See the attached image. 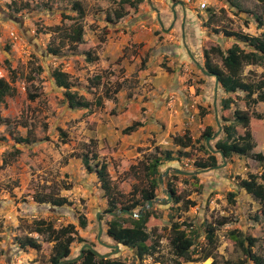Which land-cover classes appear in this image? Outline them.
I'll use <instances>...</instances> for the list:
<instances>
[{"label":"rangeland","instance_id":"obj_1","mask_svg":"<svg viewBox=\"0 0 264 264\" xmlns=\"http://www.w3.org/2000/svg\"><path fill=\"white\" fill-rule=\"evenodd\" d=\"M73 1L0 0V77H4L15 89L12 95L0 101V117L6 119V124H0V264H50L53 241L45 234L33 231L37 220L48 221L55 228L72 223L79 235L92 243L97 251L104 253L111 250L101 242L116 243L105 232L112 215L105 213L107 198L94 171L90 172L83 164V153L91 155L90 151L96 152L99 161L108 163L115 190L123 194V201L129 202L140 197V193L134 192L133 188L147 185L140 163L153 152L155 145L171 149L177 155L180 148L174 144L173 137L182 134L184 128L193 137H199L207 124L216 131L220 129L216 137L209 140L210 147L217 138L223 137L222 127L219 128L217 122L220 101L228 94L220 86L215 90V85L210 82L207 93L195 89L199 99L192 107L179 99L174 89L153 91V83L149 79L157 74L159 67L174 73L176 62L171 65L167 59L157 57L149 60V54L143 56L140 46L125 45L124 41L130 43V40L126 25L121 24L129 18L128 12L121 19H106V13H112L118 7L117 0H78L85 9V15L79 19L84 28V42L76 50L65 44L59 54L49 52L47 46L57 45L60 38L57 34L59 28L55 27L60 26L62 30L68 25L61 15H76L71 10ZM232 1L240 9L262 13V6L257 0ZM146 4L161 6L152 0H146ZM229 5L227 0L207 1V7L217 15L215 26L243 30L252 35L261 33L263 29L257 28L251 14H241L242 17L234 15L229 8H235ZM124 7L127 11L131 9L127 4ZM16 8L21 10L16 11ZM174 13L181 21L179 36L185 37L194 63L201 62L203 48L197 32L198 29L203 30L201 20L191 4H177L172 12L173 18ZM203 15H208L205 9ZM187 23H192V28L187 27ZM206 29L212 35L211 39L207 38L206 46L219 45L224 50L230 46L232 41ZM87 49L92 50L98 59L92 62L86 60L84 51ZM143 57L146 61L141 67ZM212 59L221 64L218 55H213ZM37 65L41 67L40 72L35 69ZM56 67L69 74L75 85L73 90L92 102L102 97V105L93 104L88 109L70 108L63 88L56 86L52 77ZM8 68L14 70V79H11ZM32 70L37 72L32 74L35 79L30 84L26 77ZM147 71L149 73L145 74ZM263 74L264 68L257 64L245 65L242 71L244 80L249 82H256ZM95 75L101 78L97 79ZM117 84L121 88L114 93ZM106 87L111 90L110 98L104 97ZM34 92L38 93V97L30 100L28 93ZM204 94L207 95L204 97ZM235 97L230 111L237 107L250 113L252 140L264 152V119L257 120L252 116V113H264V102L246 105L242 92H237ZM179 106L183 108L179 110ZM201 111L205 112L204 116L200 115ZM135 120L143 124L124 133L123 129ZM28 129L36 138L34 142L16 143L10 135L24 136ZM244 131L241 125L236 126L237 134ZM2 136L4 139H1ZM15 147L20 153H13ZM179 156V160L169 161L161 169L176 167L184 171H198L196 179L190 174H178L172 178L169 171L163 181L171 182L177 193L195 204L185 208L181 202L159 200L149 208L155 217L148 226V229L154 227L156 234L160 235L158 252L154 257L146 256L140 260L133 248L118 244V251L109 257L112 264L118 261L126 264H253L244 260V254L230 235L234 229L257 239L253 250L264 256L262 204L238 186V177L246 178L250 173L260 175L264 171L263 164L251 153L232 154L224 158V162L219 157L218 165L221 166L218 168L199 170L193 165V160L205 156L202 152L192 150L188 158ZM90 163L94 164V160ZM258 181L262 182V179ZM163 188L165 186L156 190L159 199L167 198L168 191H163ZM228 191L236 193L233 200L227 197ZM35 193L65 196L72 204L57 207L38 203L32 197ZM98 213L102 216L100 222ZM254 215L258 216V220ZM80 216L86 220L84 227L79 224ZM222 217H227L228 223L216 226V220ZM174 221L193 223L192 227H186L188 234L197 237L199 248L192 255V261L177 260L172 253L169 238L170 224ZM207 225L216 227L213 248L205 237ZM100 227L102 233L97 238ZM26 235L35 237L41 248H20L18 238ZM81 246L76 240L71 244V257L79 254ZM207 249H212V256L202 260V252Z\"/></svg>","mask_w":264,"mask_h":264},{"label":"trees","instance_id":"obj_2","mask_svg":"<svg viewBox=\"0 0 264 264\" xmlns=\"http://www.w3.org/2000/svg\"><path fill=\"white\" fill-rule=\"evenodd\" d=\"M142 1L143 0H117L116 3L118 7L114 8L112 13H106V19L108 21H112V18L121 19L128 12L124 7L126 4L136 11L138 9V4ZM173 1L175 2V0ZM227 1L236 9L235 15L242 17L241 14H251L257 28H262L263 30L259 35H252L243 30L231 29L225 26L219 27L210 24L208 25V28L215 35H220L227 39H232L233 41L231 46L225 51H223L218 45H212L203 51L204 59L201 64L203 72L211 76H217L218 86L221 87L224 93L228 94V96L222 97L220 101L221 107L217 122L218 127H222L223 137L217 138L214 141L213 148L211 147V149L208 147L206 143L207 137L212 136L216 132V129L211 125L205 126L199 137L196 138L193 137L190 134V131L186 128H184L182 134L175 135L173 137V142L180 148L177 151V155H174L175 152L171 149H161L160 146L155 145L153 147V152L148 154L146 160L141 161L140 163V170L146 177L147 185L142 188H133L134 192L140 193V197L132 199L129 202L123 201V194L118 193L115 190L108 171V163L106 161H99L97 153L93 151H90L91 155L87 152L81 155L82 162L87 170L90 172L94 171L96 174L100 187L107 198L105 212L115 211L122 208H128L131 210L138 208V210L142 212L141 216H132L126 213L112 215L110 220L107 221L105 231L106 235L114 242L133 248L136 257L140 260L146 256L154 257L160 247V235L156 234L154 227L148 229L151 222L150 220L155 216L151 209L142 210L143 204L148 200L159 198L156 192L157 188L165 186L162 190L165 192L167 190V193L171 194V201L174 203L181 202L185 208L195 204L194 201L177 193L171 182L162 181L161 184L159 176L163 172L161 169L163 164L169 161L179 160V155L188 158L191 155V151L194 150L200 151L205 155L193 160V165L199 170L211 169L217 166L219 157L222 158L220 152L224 153L225 158H229L232 154L244 155L251 153L253 157L264 166V152L252 140V135L249 131L251 121L250 113L247 110H242L237 107L230 111L231 105L234 102L233 99L237 96V92L243 93L246 105L264 102V74L256 82L246 81L242 75L245 65L257 64L264 68V0H257L262 6V13L260 14L240 9L232 0ZM18 10L21 9L16 8V11ZM71 10L75 11L76 15H61L64 22L68 23L67 27L65 26L62 30L60 26L55 27L59 28L57 30V34H60L59 42L57 45L50 44L47 46V50L53 54H59L65 44L73 50H76L80 43L84 42V28L79 19L85 15V9L80 1L75 0L71 4ZM205 10L208 12L209 18L211 17L214 19V11L212 8L206 7ZM244 22L248 24L247 19H244ZM215 54L220 57L221 64L213 61L212 56ZM84 56L89 62L98 59V56L90 49L84 51ZM145 61L146 58L143 57L141 59V67H144ZM35 69L39 72L41 71L39 65H37ZM8 70L11 79H14V70L10 68H8ZM36 70H32L26 77L30 84H33L34 82L35 77L32 74L37 72ZM52 77L56 86L63 88L64 97L70 108L88 109L91 108L93 104L98 106L102 105V97L95 98L93 103L84 96L78 94L77 91L73 90L72 88L75 86L74 82L70 79L69 74L61 68H54L52 71ZM94 77L97 79L101 78L100 75H95ZM120 88V84H117L114 88V93H117ZM14 92V87L4 77H0V101H2L7 95H12ZM110 93L111 90L106 87L104 89V97L110 98ZM37 97L38 93L36 92L28 93V98L30 100H34ZM228 110L229 112L226 113ZM200 115L204 116L205 112L201 111ZM252 116L257 120L264 119V113H252ZM3 123L6 124V119L0 117V124ZM142 124L141 121L135 120L133 123L126 126L123 129V132H131ZM237 125H241L245 128L244 133H236ZM32 134L31 129H28L24 136L13 137L12 133H10L16 143L34 142L36 138ZM1 139H4V137L2 136ZM213 149L218 153L215 154ZM13 153H20V150L15 147ZM91 160H94V164L90 163ZM177 175L178 174L174 172H170L169 174L172 178H175ZM190 175L193 179H196L195 174L191 173ZM165 177L166 176H163L162 180H164ZM259 178L262 179V182L258 181ZM238 186L261 202V214L264 215V171L260 175L250 173L246 178L238 177ZM235 194L234 191H228L227 197H229L230 200H233ZM32 197L38 203H49L57 207L72 204V201L67 197L51 193H35ZM257 217V215H254L255 220H258ZM100 219H102L101 215ZM228 221L229 219L227 217H222L221 219L216 220L215 225L222 226L228 223ZM79 224L81 227L86 225V220L83 216L79 217ZM182 225H185V227H182ZM192 225L193 223L187 221H182L180 223L174 221L170 224L169 242L172 253L177 260L192 261L194 260L192 255L196 254L199 250L196 243L197 237L188 234L186 229V227H192ZM215 225H207L205 227V237L209 244H212V248L215 246L216 239ZM33 226V231L39 234H45L47 239L53 241L49 257L50 264H112L110 258H100L92 249L87 247L79 251V253L81 252V255L76 260L60 263L62 259L71 258V244L75 240L82 245L88 242L79 235L78 230L72 223L55 228L52 223L48 221L37 220L34 222ZM230 235L244 254V260L246 262L250 261L253 264H264V256L257 254L253 250L257 239L251 236H245L237 229L230 231ZM18 244L23 250H26L27 248L39 250L41 248V243L35 237L29 235L18 238ZM90 245L93 246L92 243H90ZM1 253L2 251L0 250V254ZM202 253V260H205L212 256V249H207ZM176 263L181 264L180 262ZM117 264L126 263L118 261Z\"/></svg>","mask_w":264,"mask_h":264},{"label":"crops","instance_id":"obj_3","mask_svg":"<svg viewBox=\"0 0 264 264\" xmlns=\"http://www.w3.org/2000/svg\"><path fill=\"white\" fill-rule=\"evenodd\" d=\"M152 1L161 6L158 7L155 4L149 6L146 4V0H143L138 4V9L136 11L132 8L130 11L128 10L129 18L125 19V21L121 24L126 25V30H128L127 37L130 40V43L124 41L125 45L132 46L134 44L140 46L143 56L149 54V60H151L152 57H157V59L160 60L167 59L171 65L176 62L174 73H169L162 67H159L157 74L153 76V78L149 79V81H152L153 83L151 85L152 90L158 91L166 89V91H170L171 89H174L178 93V96L180 97L179 99H182L184 103L190 104V106L193 107L196 102H198V97L195 95V89L207 93L210 88L209 83L212 82L213 86L215 85V78L214 76L203 72L201 64L204 58H202L201 62L194 63L195 59L191 54V49L187 46L184 40L185 37L182 35L179 36L178 31L181 29V21L176 18V14L174 18L172 17V12L176 6H174V1ZM188 4L192 5L193 11L196 12V16L201 20L203 30L199 31L198 29L197 32L199 33L198 36L200 37L199 42L202 44L204 51V49L211 47L206 46L207 38L211 39L212 37L210 33H207L206 28H208L209 24L215 26L214 21L217 18L216 12L214 11V19H212L211 17L209 18V14L203 15V10L199 9L197 2ZM223 6H226V3H223ZM229 6L232 7L231 5ZM229 9V12H232L235 15V9ZM191 24L192 23H187V27L192 28ZM227 40L232 41V39ZM232 43L233 41L231 44ZM123 47L124 45L122 48ZM220 48L225 51L228 47L225 50L221 46ZM193 64L194 66L196 65V68L193 66ZM148 73V71L145 72V74ZM142 76H144V73ZM218 88L219 86L217 85V89ZM206 95L207 94H204V97ZM150 101L151 100H149V102ZM203 104L207 106L205 102H203ZM178 108L181 110L183 107L179 106ZM187 120L189 122V119Z\"/></svg>","mask_w":264,"mask_h":264},{"label":"water","instance_id":"obj_4","mask_svg":"<svg viewBox=\"0 0 264 264\" xmlns=\"http://www.w3.org/2000/svg\"><path fill=\"white\" fill-rule=\"evenodd\" d=\"M148 1H150V0H148ZM175 5H177V3H175L174 6H175ZM174 17H175V13H174ZM214 77H215V90H216V89H217V84H218V79H217V76H214ZM219 130H220V129H218V130H217L212 136L207 137V139H206V143H207L208 147H210V146H209V140L212 139V138H214V137H216L217 132H218ZM210 148H211V147H210ZM211 149H212V148H211ZM220 154H221V157H222L223 162H224V158H225L224 153H223V152H220ZM222 164H223V163H222ZM220 166H221V165H217V166H215L214 168H218V167H220ZM169 171H172V172H174V173H178V174H184V175H186V174H191V173H193V174L197 173V171L189 172V171L181 170V169L176 168V167H168V168L165 169V171L159 176V180H160V182H162V177H163L164 175H166ZM170 199H171V194L168 193L166 199H159V198H156V199H154V200H148L145 204H143V206H142V210H143V209L146 210V209L151 208V207L154 205V203H157L159 200L162 201V202H166V200H170ZM107 213H108V214H111V215H120V214H123V213H126V214H128V215H132V216H141V215H142V212H141V211H139V210H137V209L131 210V209H128V208H122V209H118V210H115V211H108ZM99 216H100V213L97 214V219H98V221H99V219H100ZM99 222H100V221H99ZM101 233H102V230H101V227H100V229H99V231H98L97 238L100 237ZM100 242H101V241H100ZM101 243H102L103 245H105L106 247L110 248L111 251H108V252H105V253H100V252L96 251L95 249H93V247H92L89 243H84V244L81 246V249H80V250H82L83 248L87 247V248L92 249V250L94 251V253H95L98 257H100V258H107V257L111 256L112 254H115V253L118 251V249H119L118 244H110V243H105V242H101ZM80 255H81V252H80V254H79L78 256L71 257V258H66V259H62V260L60 261V263H65V262H69V261L76 260Z\"/></svg>","mask_w":264,"mask_h":264},{"label":"built area","instance_id":"obj_5","mask_svg":"<svg viewBox=\"0 0 264 264\" xmlns=\"http://www.w3.org/2000/svg\"><path fill=\"white\" fill-rule=\"evenodd\" d=\"M178 2L188 4V3H198L199 9H205L207 7V0H177ZM14 36V33H11Z\"/></svg>","mask_w":264,"mask_h":264},{"label":"clouds","instance_id":"obj_6","mask_svg":"<svg viewBox=\"0 0 264 264\" xmlns=\"http://www.w3.org/2000/svg\"><path fill=\"white\" fill-rule=\"evenodd\" d=\"M174 3L181 4V5L184 4V3L178 2L177 0H175ZM205 9H206V8H205ZM201 10H203V9H201ZM217 85H218V84H217ZM215 92H216V91H215ZM166 169H167V168H166ZM164 171H165V170H164ZM164 171H163V172H164ZM163 172H162V173H163ZM170 172H172V171H170ZM189 172H193V171H189ZM197 172H198V171H197ZM177 174H178V173H177ZM164 176H165V175H164ZM162 178H163V177H162ZM162 181H163V180H162ZM161 184H162V182H161ZM167 194H168V193H167ZM154 204H155V203H154ZM136 209L138 210V208H136ZM133 210H134V209H133ZM105 213H107V212H105ZM99 217H100V216H99ZM99 221H100V219H99ZM89 244H90V243H89ZM115 244H118V243H115ZM92 247H93V246H92ZM118 247H119V245H118ZM80 249H81V248H80ZM93 249H95V248L93 247ZM95 250H96V249H95ZM96 251H97V250H96ZM110 251H111V250H110ZM98 252H99V251H98ZM107 252H108V251H107ZM104 253H105V252H104ZM79 254H80V253H79ZM79 254H78V255H79ZM78 255H77V256H78ZM109 257H110V256H109ZM109 257H107V258H109Z\"/></svg>","mask_w":264,"mask_h":264}]
</instances>
